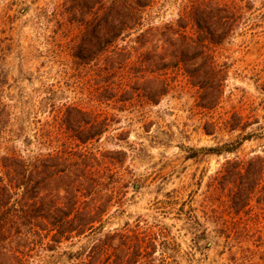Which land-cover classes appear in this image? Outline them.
<instances>
[{"label": "rangeland", "instance_id": "obj_1", "mask_svg": "<svg viewBox=\"0 0 264 264\" xmlns=\"http://www.w3.org/2000/svg\"><path fill=\"white\" fill-rule=\"evenodd\" d=\"M68 1L0 0L2 146L35 151L39 128L46 122L52 127L59 108L89 106L86 89L94 63L84 66L70 56L82 28L67 22ZM225 1L238 6L240 16L233 32L214 47L226 71L215 109L198 107L197 91L180 75L172 76L171 90L157 105L141 97L98 105L114 124L90 149L125 153L113 156L123 161L113 180L123 186L122 198L104 217V232L126 224L155 232L151 264H264V190L255 191L239 215L229 210L228 189L213 190L227 161L264 158V0ZM175 2L157 0L144 12L145 25L173 22ZM233 123L243 130L231 132ZM239 141L231 153L211 151ZM216 226L237 229L240 236L223 237ZM87 242L62 244L33 264H49Z\"/></svg>", "mask_w": 264, "mask_h": 264}, {"label": "trees", "instance_id": "obj_2", "mask_svg": "<svg viewBox=\"0 0 264 264\" xmlns=\"http://www.w3.org/2000/svg\"><path fill=\"white\" fill-rule=\"evenodd\" d=\"M174 1L176 19L160 25H145L144 17L157 0L68 1L67 22L82 28L70 56L84 66L94 63L86 89L89 106L59 108L53 126L46 122L39 128L35 151L25 154L0 143V264H33L80 239L87 244L49 264H151L155 232L128 224L104 232V217L122 198L123 186L113 180L123 161L113 156L125 153L98 154L90 147L114 124L99 104L141 97L157 105L171 90L174 75L197 91L198 107H217L226 71L214 47L238 24V6L225 0ZM4 123L0 114V140ZM228 129L243 126L233 123ZM204 133L211 134L205 128ZM121 136L127 139L126 133ZM240 141L211 151L231 153ZM220 187L228 189L229 210L239 215L255 191L264 190V158L227 161L213 190ZM216 227L223 237L240 236L237 229ZM192 238L199 236L194 232Z\"/></svg>", "mask_w": 264, "mask_h": 264}]
</instances>
